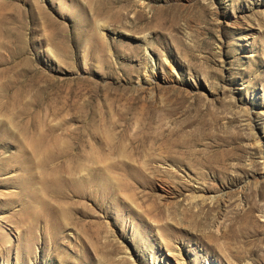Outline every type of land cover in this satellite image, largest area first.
Here are the masks:
<instances>
[{
  "label": "rangeland",
  "instance_id": "374dc122",
  "mask_svg": "<svg viewBox=\"0 0 264 264\" xmlns=\"http://www.w3.org/2000/svg\"><path fill=\"white\" fill-rule=\"evenodd\" d=\"M263 213L264 0H0V264H264Z\"/></svg>",
  "mask_w": 264,
  "mask_h": 264
},
{
  "label": "bare ground",
  "instance_id": "6f19581e",
  "mask_svg": "<svg viewBox=\"0 0 264 264\" xmlns=\"http://www.w3.org/2000/svg\"><path fill=\"white\" fill-rule=\"evenodd\" d=\"M260 143V142H259ZM263 212V211H262ZM264 214V213H263Z\"/></svg>",
  "mask_w": 264,
  "mask_h": 264
}]
</instances>
